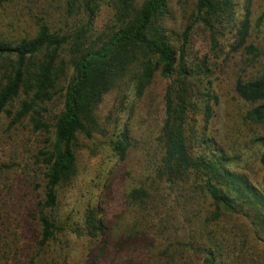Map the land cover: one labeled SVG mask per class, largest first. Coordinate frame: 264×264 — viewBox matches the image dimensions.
I'll use <instances>...</instances> for the list:
<instances>
[{"label": "rangeland", "instance_id": "374dc122", "mask_svg": "<svg viewBox=\"0 0 264 264\" xmlns=\"http://www.w3.org/2000/svg\"><path fill=\"white\" fill-rule=\"evenodd\" d=\"M67 2L0 0V40L15 44L30 39L37 23L61 34L84 24L85 15L76 10L70 13ZM167 6L164 25L168 39L178 48L192 19L194 0H167ZM250 12L246 42L261 52L253 62L245 60L249 56L242 50L230 49L232 39L223 23L214 24L223 34L214 37L215 43L210 41L209 30L196 23L187 35V58L193 64L192 73H197L203 85L210 82L209 89L217 99L209 102V143L233 156L231 170L262 190L264 166L259 155L263 147L257 139H264V125L244 121L245 112L254 105L241 101L233 91L237 79L250 80L264 71V18L258 28L254 27L264 15V0H251ZM110 15L107 7L100 8L91 22L94 36L104 33ZM62 57L68 59L65 50ZM68 75L69 71L65 79ZM65 79L59 81V87ZM167 84L157 72L138 99L117 87L103 95L96 110L99 122L104 124L110 114L120 115L128 124L130 147L119 161L110 152L107 137L98 133L90 138L77 136V173L71 185L58 190L54 210L61 225L71 223L76 234L65 228L42 249L38 247L36 211L42 198L43 168L34 163V156L47 144L46 135L33 132L27 117L8 128V120L0 115V264H90L93 256L96 264H204L197 249L210 245L217 250L220 264H264V234L258 233L248 218L222 214L217 221L206 223L210 207L205 196L191 186L169 189L156 178L162 155L157 137ZM124 94L130 108L120 113L117 100ZM21 99L16 98L8 108L16 110ZM61 102L57 96L47 103L42 120L48 125H53ZM135 188L143 189L145 197L130 199L128 193ZM94 205L99 206L104 233L90 239L83 222L87 207Z\"/></svg>", "mask_w": 264, "mask_h": 264}, {"label": "trees", "instance_id": "16d2710c", "mask_svg": "<svg viewBox=\"0 0 264 264\" xmlns=\"http://www.w3.org/2000/svg\"><path fill=\"white\" fill-rule=\"evenodd\" d=\"M102 6L110 10V25L102 35L94 36L91 22ZM250 6L251 0H194L192 19L181 34L178 48L168 39L164 25L167 0H68L69 12L76 10L85 15L84 24L61 34L37 23L30 39L15 44L0 40V115L8 120V128L27 117L33 132L46 135L47 144L34 156V163L43 168L42 198L36 211L40 249L65 228L76 234L71 223L61 225L54 210L58 190L71 185L77 173V136L90 138L98 133L107 137L108 148L119 161L124 160L130 147L128 124L120 115L110 114L104 124L99 122L96 110L101 98L117 87L138 99L157 72L168 84L162 96L163 118L157 137L162 155L156 178L169 189L191 186L205 196L210 207L206 223L217 221L222 214L242 215L258 233L264 234V188L257 189L243 174L232 171L233 156L209 143V102L216 103L217 99L209 89L210 82L203 85L197 73H192L193 64L187 58V35L196 23L209 30L212 43L214 37L223 36L214 24L223 23L232 39L230 49L242 50L244 56H249L246 61L258 58L261 52L246 42ZM263 18L264 15L255 21V28ZM62 79L65 84L59 87ZM233 91L241 101L254 105L245 112L244 121L264 125V71L250 80L237 79ZM19 96L22 99L12 111L8 106ZM57 96L62 106L50 126L42 116L47 103ZM127 98L124 94L117 100L120 113L129 111ZM257 141L263 147L259 162L264 166V139ZM128 196L136 200L145 197V191L135 188ZM98 209L99 206H89L84 214L83 230L90 239L104 233ZM197 251L204 256V264H220L214 246ZM90 264H96V256Z\"/></svg>", "mask_w": 264, "mask_h": 264}]
</instances>
